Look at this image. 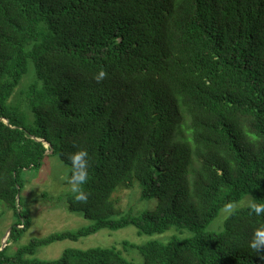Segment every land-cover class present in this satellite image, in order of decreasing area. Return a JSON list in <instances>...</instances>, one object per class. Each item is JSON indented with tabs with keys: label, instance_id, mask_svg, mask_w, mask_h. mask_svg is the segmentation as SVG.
<instances>
[{
	"label": "trees",
	"instance_id": "trees-1",
	"mask_svg": "<svg viewBox=\"0 0 264 264\" xmlns=\"http://www.w3.org/2000/svg\"><path fill=\"white\" fill-rule=\"evenodd\" d=\"M31 63L23 101L11 103ZM101 68L108 75L97 83ZM0 119L8 120L0 200L15 216L9 241L30 227L16 195L21 173L46 156L35 139L69 166L68 154L88 151V201L68 194L66 202L91 222L14 253L6 246L0 264H132L116 248L34 257L55 241L127 226L192 233L124 242L143 264H264V247H250L264 215L250 207L232 212L222 231H205L228 203H264V0H0ZM180 126L187 139L177 138ZM133 178L157 204L114 218L110 198Z\"/></svg>",
	"mask_w": 264,
	"mask_h": 264
},
{
	"label": "rangeland",
	"instance_id": "rangeland-1",
	"mask_svg": "<svg viewBox=\"0 0 264 264\" xmlns=\"http://www.w3.org/2000/svg\"><path fill=\"white\" fill-rule=\"evenodd\" d=\"M35 75L34 67L30 64L28 74L22 79L10 100L11 103L20 104L24 98V92ZM187 120L182 122L185 124ZM181 126L177 134L178 139H187V131L181 132ZM60 152L58 145L57 153ZM69 165L65 164L59 155H46L39 169L25 170L21 173L23 189L20 193L24 208L31 216L30 227L18 241H9V253H14L20 246L26 245L31 239H40L54 233L77 231L88 226L91 222L82 213L68 210L66 195H73L67 182L70 174ZM142 184L136 178L131 183L118 186L112 194L110 201L113 204L115 214L119 215L130 212L139 215L151 211L157 204V199L142 198ZM253 198L246 196L241 201L233 203L234 211L249 207ZM233 211V212H234ZM0 248L6 240L7 230L14 225L15 216L13 211L0 200ZM230 214L224 208L219 216L206 228L207 232H220L224 229V222ZM192 236L187 229L171 227L163 233L143 234L134 226H127L118 230L101 229L97 233L83 236L78 240L64 239L55 241L48 246L39 247L35 256L40 260L52 261L58 259L66 249L86 250L90 248H116L122 256L132 264H143V257L136 248L129 245L141 246L150 241L167 243L172 238L185 239ZM9 241V242H8ZM126 242L129 245H124Z\"/></svg>",
	"mask_w": 264,
	"mask_h": 264
},
{
	"label": "clouds",
	"instance_id": "clouds-1",
	"mask_svg": "<svg viewBox=\"0 0 264 264\" xmlns=\"http://www.w3.org/2000/svg\"><path fill=\"white\" fill-rule=\"evenodd\" d=\"M106 70L101 68L95 75L94 79L97 83L103 81L107 77ZM68 160L70 161V174L67 178V182L71 187V191L75 193V199L86 203L88 201V193L83 189L88 181L89 177V153L86 149H80L74 153L68 154ZM251 213L256 216L264 215V203H257L255 199L249 204ZM226 211L231 214L234 211V205L228 203L225 206ZM250 247L255 250H259L264 247V227L257 229L253 238L250 241Z\"/></svg>",
	"mask_w": 264,
	"mask_h": 264
},
{
	"label": "water",
	"instance_id": "water-1",
	"mask_svg": "<svg viewBox=\"0 0 264 264\" xmlns=\"http://www.w3.org/2000/svg\"><path fill=\"white\" fill-rule=\"evenodd\" d=\"M0 121H3L4 123L8 124V120L7 119H0ZM36 141L38 142H42L45 147L48 149L46 152H45V155H49L52 153V147L44 140H39V139H35ZM19 198H20V192L18 191L17 195H16V203L19 202ZM11 231H12V227H10L8 230H7V233L5 235L6 237V240L3 242V245L2 247L0 248V251H2L6 246H7V239H9L10 237V234H11Z\"/></svg>",
	"mask_w": 264,
	"mask_h": 264
}]
</instances>
